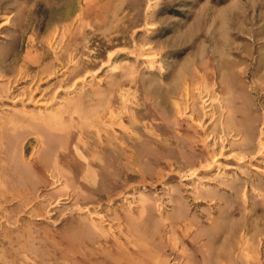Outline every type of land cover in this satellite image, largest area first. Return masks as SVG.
Segmentation results:
<instances>
[{
  "label": "rangeland",
  "instance_id": "rangeland-1",
  "mask_svg": "<svg viewBox=\"0 0 264 264\" xmlns=\"http://www.w3.org/2000/svg\"><path fill=\"white\" fill-rule=\"evenodd\" d=\"M263 143L264 0H0V264H264Z\"/></svg>",
  "mask_w": 264,
  "mask_h": 264
},
{
  "label": "bare ground",
  "instance_id": "bare-ground-1",
  "mask_svg": "<svg viewBox=\"0 0 264 264\" xmlns=\"http://www.w3.org/2000/svg\"><path fill=\"white\" fill-rule=\"evenodd\" d=\"M143 59H145V60H152L154 57L153 56H150V55H145V56H143L142 57ZM204 104V103H203ZM204 108V105H202V109ZM206 110H208V109H206ZM205 110V111H206ZM204 113V112H203ZM207 113V112H206ZM192 118V117H191ZM264 144V143H263ZM263 148H264V146H262ZM220 154V153H219ZM214 158H220V155H217L216 157H214ZM223 158H225V159H234L236 162H244V161H246V160H250L249 158H247V159H245V156H240V155H234L233 153H229V154H226ZM251 158V157H250ZM211 162H215V159H213V161H211ZM248 166H249V163L247 164ZM212 167V165H211V163L210 164H208V166L207 167H205L204 169H209V168H211ZM251 167V169H254V167L253 166H250ZM235 167L234 166H232V165H227L226 167H225V169H227V170H230V169H234ZM199 178V177H198ZM189 188V187H188Z\"/></svg>",
  "mask_w": 264,
  "mask_h": 264
}]
</instances>
